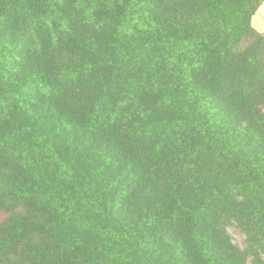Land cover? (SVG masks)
Segmentation results:
<instances>
[{
	"label": "trees",
	"instance_id": "trees-1",
	"mask_svg": "<svg viewBox=\"0 0 264 264\" xmlns=\"http://www.w3.org/2000/svg\"><path fill=\"white\" fill-rule=\"evenodd\" d=\"M263 3L0 0V264H264Z\"/></svg>",
	"mask_w": 264,
	"mask_h": 264
},
{
	"label": "crops",
	"instance_id": "crops-1",
	"mask_svg": "<svg viewBox=\"0 0 264 264\" xmlns=\"http://www.w3.org/2000/svg\"><path fill=\"white\" fill-rule=\"evenodd\" d=\"M252 26L257 32L264 34V3L253 16Z\"/></svg>",
	"mask_w": 264,
	"mask_h": 264
},
{
	"label": "rangeland",
	"instance_id": "rangeland-1",
	"mask_svg": "<svg viewBox=\"0 0 264 264\" xmlns=\"http://www.w3.org/2000/svg\"><path fill=\"white\" fill-rule=\"evenodd\" d=\"M5 217H6V215L3 212H0V221H2ZM230 231L232 233L234 241L242 244L243 238L241 237V235L235 229H230Z\"/></svg>",
	"mask_w": 264,
	"mask_h": 264
}]
</instances>
